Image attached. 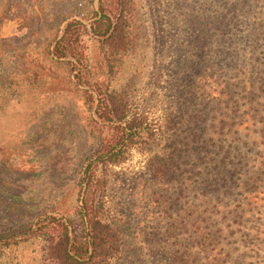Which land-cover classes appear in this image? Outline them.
I'll use <instances>...</instances> for the list:
<instances>
[{
    "label": "rangeland",
    "instance_id": "obj_1",
    "mask_svg": "<svg viewBox=\"0 0 264 264\" xmlns=\"http://www.w3.org/2000/svg\"><path fill=\"white\" fill-rule=\"evenodd\" d=\"M99 1L0 0V264H54L61 229L37 225H75L84 199L119 235L108 264H192L194 221L228 264H264V0H134L138 42L115 78L90 29ZM80 18L72 72L60 39ZM96 88L130 93L145 124L84 197L85 159L111 134Z\"/></svg>",
    "mask_w": 264,
    "mask_h": 264
},
{
    "label": "trees",
    "instance_id": "obj_2",
    "mask_svg": "<svg viewBox=\"0 0 264 264\" xmlns=\"http://www.w3.org/2000/svg\"><path fill=\"white\" fill-rule=\"evenodd\" d=\"M116 4L119 9L111 18L104 14L103 0H100V16L94 12L90 17L93 18L90 23L92 34L103 38L101 40L102 47L105 48L103 57L107 73L112 78L122 71L125 59L138 42L134 0H116ZM81 19L83 18L67 23L60 39L62 41V63L70 66L72 72H80L76 65L79 66L80 62L85 60L83 54L72 47L79 43L81 31L84 30L80 22ZM65 45L70 52H64ZM67 57L73 58L75 63L65 60ZM94 92L97 96L96 115L98 119L106 123L102 124V127L108 126L111 134L108 139L99 137V148L85 159L80 180L81 192L84 197L95 195L98 190V182L93 179L98 165L116 166L122 163L126 153L135 143V139H139V133H142V127L145 124L144 120L139 119L138 114L133 112L132 95L127 91L96 88ZM85 94L88 98H93V93L89 90L85 91ZM98 135H100V131H98ZM86 200H83L82 219L75 225L53 216L42 219L37 225L38 229L44 231L46 229V232L52 230V233H55V227L61 229V234L56 242H53L52 239L47 240L48 253L54 260V264H108L111 260L118 258L123 251L119 235L109 224L95 215L88 217V213H95L99 204L95 206L90 202L88 206ZM29 230L30 228L17 230L12 232L10 237L27 235ZM190 232L192 247L196 249L192 255V264H228L225 261L227 255L223 251L217 250L219 247L217 238L210 234L206 227L204 228L194 221L191 224ZM46 237L49 239L53 236ZM199 261L201 262L199 263Z\"/></svg>",
    "mask_w": 264,
    "mask_h": 264
}]
</instances>
